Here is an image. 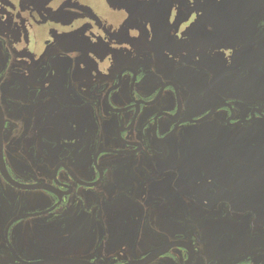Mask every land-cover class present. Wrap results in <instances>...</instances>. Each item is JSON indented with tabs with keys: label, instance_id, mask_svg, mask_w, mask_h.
<instances>
[{
	"label": "flooded vegetation",
	"instance_id": "af4514ba",
	"mask_svg": "<svg viewBox=\"0 0 264 264\" xmlns=\"http://www.w3.org/2000/svg\"><path fill=\"white\" fill-rule=\"evenodd\" d=\"M145 1L0 0V264H264V0Z\"/></svg>",
	"mask_w": 264,
	"mask_h": 264
},
{
	"label": "rangeland",
	"instance_id": "374dc122",
	"mask_svg": "<svg viewBox=\"0 0 264 264\" xmlns=\"http://www.w3.org/2000/svg\"><path fill=\"white\" fill-rule=\"evenodd\" d=\"M34 1V5L35 6H42L45 5V1L48 2V7L47 9H53L54 5H60V4H65V3H69L70 1H76V0H60L57 3H55L56 0L51 1V0H33ZM81 5H84V8H89L91 7L94 11H96V13H100L103 16V19L106 21V23L108 24L109 28H119L121 26L124 25L125 21H132L133 23L136 22L137 25V17L135 15V12L137 11V5L138 4L136 2V0H80ZM151 4V0H146L145 1V5H150ZM153 4L157 5L160 3H154ZM46 7V6H42L41 8ZM33 9L35 10L36 8L33 7ZM122 9L127 11V16L128 18L125 19L124 14ZM145 19L147 21L150 22V24L154 23L152 21H150L149 15H151L152 13H148L145 12ZM161 15V14H159ZM171 16L169 13H165L163 14V16H161L162 20L158 19V22H161L163 25V28H166V36H169L171 34H169L168 30L169 28L172 26V18L169 19L168 17ZM172 17V16H171ZM124 21V22H123ZM149 24V23H148ZM161 27V28H162ZM120 29V28H119Z\"/></svg>",
	"mask_w": 264,
	"mask_h": 264
}]
</instances>
